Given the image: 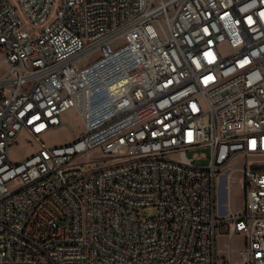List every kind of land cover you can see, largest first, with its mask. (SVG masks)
Instances as JSON below:
<instances>
[{"label":"built area","instance_id":"obj_1","mask_svg":"<svg viewBox=\"0 0 264 264\" xmlns=\"http://www.w3.org/2000/svg\"><path fill=\"white\" fill-rule=\"evenodd\" d=\"M17 2L47 24L0 0V264H264V166L216 208L264 156V0ZM71 109L81 136L11 160Z\"/></svg>","mask_w":264,"mask_h":264},{"label":"rangeland","instance_id":"obj_2","mask_svg":"<svg viewBox=\"0 0 264 264\" xmlns=\"http://www.w3.org/2000/svg\"><path fill=\"white\" fill-rule=\"evenodd\" d=\"M15 6L18 7V12L21 15L23 21L25 22V27L30 29L32 32H35L37 28L43 27L47 24V22L43 24H38L35 28H32V25L27 20L26 15L23 13L22 9L19 7L17 0H11ZM58 4L55 5V8L52 12V15L56 12V8ZM2 55L0 54V75L6 72V67L2 64L1 61ZM63 122L65 124L50 129L46 133H44L38 140L29 136L25 131H22L18 136L17 142L10 149V158L14 163H19L26 158H28L37 148L40 140L46 144L50 145H62L66 143H70L75 139V135L81 136L84 132L82 118L80 114L75 110L71 109L62 116ZM195 153H203L206 158H200L196 160V165L206 166L209 164L212 152L208 146H199L195 149L187 150L186 154L188 157H192ZM87 157H91L92 154L88 153L84 155ZM254 164L258 166H264V156H249L247 158L239 157L236 161H234L230 167L229 171L225 173V177L221 180L217 181L216 191H217V201L216 208L217 213L220 214L221 211L223 213H232L231 207L232 205L237 208V210L241 209L243 200H242V186H241V168L246 164ZM17 181V180H15ZM14 181V183H15ZM157 213V209L153 207H146L142 209L143 215L153 216ZM228 239L225 237H220L218 239V248L221 249L222 253L226 252V243ZM232 245L234 248L243 247L242 236L239 235L235 237L232 241Z\"/></svg>","mask_w":264,"mask_h":264},{"label":"crops","instance_id":"obj_3","mask_svg":"<svg viewBox=\"0 0 264 264\" xmlns=\"http://www.w3.org/2000/svg\"><path fill=\"white\" fill-rule=\"evenodd\" d=\"M241 194H242V192H241ZM242 208V207H241ZM240 210V209H239ZM231 211L232 212H235V211H237V208L236 207H234L233 205H232V207H231Z\"/></svg>","mask_w":264,"mask_h":264}]
</instances>
